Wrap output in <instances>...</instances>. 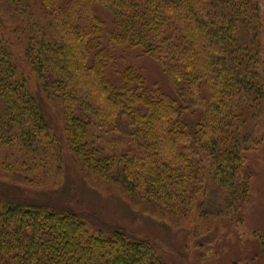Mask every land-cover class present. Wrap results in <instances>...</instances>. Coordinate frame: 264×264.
Returning <instances> with one entry per match:
<instances>
[{
	"label": "trees",
	"instance_id": "obj_1",
	"mask_svg": "<svg viewBox=\"0 0 264 264\" xmlns=\"http://www.w3.org/2000/svg\"><path fill=\"white\" fill-rule=\"evenodd\" d=\"M1 1L4 172L45 189L62 164V149L15 62L17 50L60 105L66 146L84 169L138 190L162 216L191 217L208 183L247 198L249 141L241 139V125L256 94V69L264 68L252 0ZM97 10L108 15L110 29ZM117 48L154 61L174 96L149 87ZM106 234L88 235L75 214L0 197V264H162L144 240Z\"/></svg>",
	"mask_w": 264,
	"mask_h": 264
},
{
	"label": "rangeland",
	"instance_id": "obj_2",
	"mask_svg": "<svg viewBox=\"0 0 264 264\" xmlns=\"http://www.w3.org/2000/svg\"><path fill=\"white\" fill-rule=\"evenodd\" d=\"M252 1L258 8L261 23L258 38L264 48V0ZM1 2L0 6H4ZM97 11L110 29L108 15ZM1 18L6 22L4 16ZM15 53L19 72L25 74L28 90L62 149V164L46 180L49 183L45 189L44 183L41 189L19 183L18 174L12 176L0 166L3 180L0 197L75 214L85 223L90 236L107 237V232L120 230L130 238L147 242L162 264H264V68L256 69V79L251 83L256 94L249 100L251 112L241 125V139L249 141L245 144L244 167L250 174L247 198L244 200L234 190L224 191L216 183H208L205 194H201L204 197L200 198V193L196 195V213L182 219L174 213L162 216L153 211L138 195V190L128 191L115 177L81 167L66 146L60 105L46 96L31 67L17 50ZM115 55L123 64L135 68L149 87L174 96L168 78L154 61L120 48L115 49ZM186 119L192 122L195 117Z\"/></svg>",
	"mask_w": 264,
	"mask_h": 264
}]
</instances>
